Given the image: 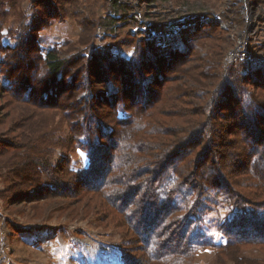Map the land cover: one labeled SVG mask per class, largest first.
Returning a JSON list of instances; mask_svg holds the SVG:
<instances>
[{
	"label": "trees",
	"instance_id": "trees-1",
	"mask_svg": "<svg viewBox=\"0 0 264 264\" xmlns=\"http://www.w3.org/2000/svg\"><path fill=\"white\" fill-rule=\"evenodd\" d=\"M34 1L56 8L51 6L52 0ZM108 1L119 16L109 17L111 22L102 21L106 25L102 28L119 21L131 28L138 23L129 14V3ZM231 2L238 10L232 14L220 11L217 17L187 2V27L170 36L136 37L146 44L143 52L135 53L131 64L127 60L118 64L113 55V62L106 61L104 51L99 54L95 49L91 62L84 66L83 56H63L55 49L41 55L37 45L27 40L21 51L12 49L0 60L4 81L0 95L8 101L16 91L24 94L28 89L26 99L31 91L33 100L61 99L67 106L62 119L70 131L61 143L84 151L89 165L73 172L65 159L62 167L53 168L50 159L56 139L47 144L50 137L44 135L34 142L37 138L17 135L12 129L7 140L0 137V177L9 180L0 197L6 203L25 201L23 194L37 178L52 179L45 186L48 193L64 194L69 189L67 183L79 176L83 181L78 180L75 188L81 197L94 191L123 229L135 236L142 231L139 226L147 230L142 231L143 254L134 256L125 250L124 264H195L197 253L210 244L216 248L211 264H264L262 259L243 255L247 249L264 245V43L249 59L221 66L225 48L219 42L218 32H224L219 21H239L240 0ZM205 29L215 37L211 49L202 54L195 40L204 36ZM141 32L136 29L132 34ZM180 39L179 45L175 40ZM15 59L19 60L18 68ZM25 61L41 74L36 89L28 81H19L25 77L21 71L28 73ZM79 67L83 73L78 84L73 73ZM105 69L131 75L118 90L106 79ZM236 71L237 75L230 78ZM146 73L152 74L147 80ZM101 82H107L108 88L101 87ZM126 85L143 95L136 97L129 92L124 94L126 100L114 98L122 88H128ZM63 90L68 95L79 93L83 103H75H87L90 112L85 107L80 109L72 98L60 97ZM98 94H103L101 99ZM120 100L123 102L117 105ZM128 107H135V114L121 117L119 112ZM45 122L48 120L42 124ZM22 140L24 147H20ZM213 146L219 149L211 150ZM222 147L225 153H221ZM25 150L28 154L18 161V152L24 154ZM11 162L18 167L10 168ZM62 185L66 189L60 190ZM217 195L222 200H216L217 205L222 203L227 208V215L217 224L225 237L221 243L207 239L200 230L202 215Z\"/></svg>",
	"mask_w": 264,
	"mask_h": 264
},
{
	"label": "rangeland",
	"instance_id": "rangeland-1",
	"mask_svg": "<svg viewBox=\"0 0 264 264\" xmlns=\"http://www.w3.org/2000/svg\"><path fill=\"white\" fill-rule=\"evenodd\" d=\"M172 1H174V7L177 8L176 12L177 14L179 12V16L189 13L190 8L187 7V2L197 4L202 12L208 13L211 17H217L216 14H219L220 11L232 14L226 5L227 0ZM51 6L56 8H48L34 0H0V60L6 58L12 51H21L23 45L28 41L37 45L41 55H46L50 50L55 49L63 56H80V58L83 56L86 61L84 66H88L91 62L92 51L95 49V52L99 54H103L104 51V54L107 55L105 56L106 61H111L113 55L118 64L121 60L130 61L128 63L131 64L135 53L144 51L146 42L136 39V37L143 38L145 36L143 32L136 33L137 36H135L132 34L134 33L133 27L125 25L123 21H119L116 25L109 24V28L107 25L102 28V32H98V28L106 26L102 21L111 22L109 17L119 16L118 12L111 10L108 0H52ZM142 11L144 12L145 9ZM188 15L190 17V14ZM226 21L229 20L219 21V27L223 26L224 32L221 30L218 32L219 35L217 34L220 36L221 47L225 48L221 66L228 64L226 54L233 45L231 38H235L231 28L227 27ZM185 26L187 27V22ZM205 31L207 32L204 33V36L195 40L196 45L200 46L198 51H201L202 54L211 49L215 37L208 29ZM227 35L232 36L229 37L230 40ZM25 40H27L26 43H24ZM182 40L175 41L180 45ZM144 59H148V56ZM27 62L30 63V61ZM3 64L5 63L3 62ZM14 64L18 68L19 60L15 59ZM30 66L26 61L24 62V67L29 68L28 73L21 71L20 75L27 77H21L19 81H28L27 84L36 89L39 87L37 83L40 82L41 74L37 73V70L32 71ZM79 69L80 67L77 70L74 68L76 71L73 73V81L76 80L78 84L81 83L83 73ZM103 74H106V79L113 86L116 85L118 90H121L120 87H123L124 80L127 79V76L129 78L131 72L123 75L116 71L112 74L110 70L106 71L105 69ZM146 74H148L145 75L147 80V77L152 74ZM235 75H237V71L230 74L229 77L233 78ZM29 77L31 80H26ZM68 78L69 75L66 80ZM2 82H4L3 77L0 76V86ZM100 84L101 87L108 88L107 82ZM126 87H128L126 88L128 91L122 88L119 94L116 96L114 94V98L126 100L124 94L129 92L135 96L143 95L139 90H135L134 86L126 85ZM24 90V94H19L16 91L15 95L11 97L12 99L10 98L11 100L8 101L5 99L6 96L0 95L3 98H0V137L7 140L12 129L17 135L25 133V135L28 134L27 136L37 138L34 139V142L39 137L46 135L50 137L47 144L53 142V139L58 142L51 150L50 163L53 168L62 167L65 164V159L69 161L68 165L73 172H80L88 167L89 161L84 151L75 148L72 150L71 147L67 148L61 143V140L63 141L70 135L68 124L62 119L66 104L61 99H53L55 96L47 102H43L41 99L33 100L32 91L26 99L25 93L28 89ZM67 93V90H63L60 97H70L72 98L71 102L74 100V104L80 106V103L75 102H81L82 96L79 93L72 95ZM101 96L103 94H98V99H101ZM25 100L28 101L27 104ZM122 102L120 100L117 105ZM131 105L135 106L133 103ZM84 107L90 112L87 103L81 105L80 109H84ZM133 109L125 108L119 112V115L127 118L135 114L137 109L135 107ZM116 112L117 109L115 114ZM52 113L51 120L47 119L48 115ZM43 120H48V122L42 124ZM30 143L33 141L31 140ZM24 146L26 145L22 140L20 147ZM217 148L213 146L211 150L217 151ZM220 151L221 153L226 152L224 147L220 148ZM27 154L26 150L24 154L18 152V161L23 160ZM241 159L244 160V156ZM13 163H10V168H17L18 166ZM80 178L75 176L70 183H67L69 189L64 194L60 192L48 193L45 191V186L52 179L37 178L35 183L29 184L30 187L28 186L29 188L23 194L27 197L25 201L20 202L14 199L12 203H6L0 197V264H124L122 255L125 250L130 251L134 256L143 254L144 243L141 240L145 235L143 232H147L144 226L138 227L143 232L141 231L137 236L132 235L133 232L130 230L123 229L121 221L115 219L104 207L101 196L91 191L81 197L80 192H76L78 191L75 188L76 182L83 181ZM85 179H87L86 176ZM7 182L9 180L0 177V192L6 189ZM64 189L66 188L62 185L60 190ZM212 199L209 202L211 208L202 215L203 223L200 230L207 239L214 243H221L225 237L219 231L217 224L221 218L227 215V208L222 203L217 205L216 200H220L219 195ZM158 230H156L157 233ZM243 255L264 260V245L247 249L243 251ZM215 259L216 248L210 244L200 249L195 258V264H211Z\"/></svg>",
	"mask_w": 264,
	"mask_h": 264
},
{
	"label": "built area",
	"instance_id": "built-area-1",
	"mask_svg": "<svg viewBox=\"0 0 264 264\" xmlns=\"http://www.w3.org/2000/svg\"><path fill=\"white\" fill-rule=\"evenodd\" d=\"M131 5V16L138 19L133 30L140 29L148 37L170 36L176 34L186 25L189 15L179 16L174 1L166 0H124ZM243 12L238 20L234 18L227 22L232 34L235 36L232 47L226 54V62L235 63L249 59L254 53L260 51L264 43V0H242ZM227 5L234 9L231 0ZM142 9H145L143 12ZM179 9V8H178ZM147 10V11H146ZM183 10V9H182ZM181 10V11H182ZM233 11L232 13H234ZM234 17V15H233ZM102 32V27L98 28Z\"/></svg>",
	"mask_w": 264,
	"mask_h": 264
},
{
	"label": "crops",
	"instance_id": "crops-1",
	"mask_svg": "<svg viewBox=\"0 0 264 264\" xmlns=\"http://www.w3.org/2000/svg\"><path fill=\"white\" fill-rule=\"evenodd\" d=\"M241 1H242V0H240V3H241V4L239 5V9H240V10H239V17H241L240 14L243 12V7H244V6H242V2H241ZM226 2H228V0H227ZM226 5H227V4H226ZM233 5H234V8H233L234 10H233V11L238 10V9L235 8V5H236V4L234 3ZM227 7H229V6L227 5ZM228 9H229V11H230L231 13L233 12V11H231V8H228Z\"/></svg>",
	"mask_w": 264,
	"mask_h": 264
}]
</instances>
